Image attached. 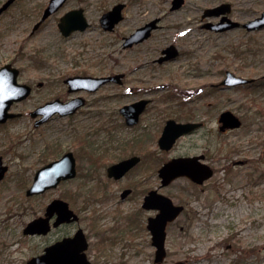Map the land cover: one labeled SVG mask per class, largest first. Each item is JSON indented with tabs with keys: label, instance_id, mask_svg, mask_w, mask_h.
Returning <instances> with one entry per match:
<instances>
[{
	"label": "rangeland",
	"instance_id": "374dc122",
	"mask_svg": "<svg viewBox=\"0 0 264 264\" xmlns=\"http://www.w3.org/2000/svg\"><path fill=\"white\" fill-rule=\"evenodd\" d=\"M48 1L15 0L0 15V65L12 61L20 68V81L33 86L32 93L12 107L23 116L0 127V154L9 165L0 181V264H27L42 250L50 237L27 236L22 230L53 197L68 199L80 213L79 224L89 227L93 212L84 210L85 191L110 201L108 194L116 188L102 171L96 178L86 177L89 152L114 158L132 152L138 142L152 149L158 161L204 152L217 167L204 188L182 177L165 189L187 207L168 224L167 257L161 264H264V28L249 31L240 25L215 31L204 24L219 22L221 15L203 17L206 8L228 2V16L245 23L264 11V0H184L176 9L171 8L172 0H67L32 33ZM118 2L126 3L124 19L114 30H104L100 16ZM79 7L84 8L89 27L63 36L58 27L61 15ZM154 17H161L160 26L151 37L123 46V36ZM170 44L179 54L163 63L156 61ZM227 69L257 81L248 87H216ZM84 73L126 76L122 85L109 83L88 95L79 92L88 101L81 111L55 115L35 126L29 112L56 97L76 95L67 91L64 78ZM179 89L196 92L179 95ZM141 97L152 99L148 112L138 125H127L119 107ZM226 109L239 115L243 124L220 133L217 118ZM185 116L201 119L205 126L197 134L179 138L170 151H160L157 139L164 121ZM58 147L61 152L74 151L78 175L43 194L27 196L35 167L51 159ZM239 159L247 162L233 163ZM140 171L126 182L143 178ZM157 180L154 176L148 183L155 185ZM101 181H106V193L99 191ZM134 204L111 203L100 210V218L110 217L101 220L99 232H90L94 264H155L145 227L148 213L138 212L136 223L126 217ZM114 211L118 219L111 218ZM109 227H113L110 232Z\"/></svg>",
	"mask_w": 264,
	"mask_h": 264
},
{
	"label": "water",
	"instance_id": "95a60500",
	"mask_svg": "<svg viewBox=\"0 0 264 264\" xmlns=\"http://www.w3.org/2000/svg\"><path fill=\"white\" fill-rule=\"evenodd\" d=\"M13 0H7L1 7L0 12L5 10ZM67 0H49L45 7L41 18L35 23L33 32L36 31L41 23L49 17L52 13L59 10ZM184 0H173L171 8H179ZM125 3H116L111 9L105 11L100 17V23L105 30H113L122 19ZM231 11L230 3H221L217 6L206 8L203 17L206 16H219L221 20L216 23L207 22L205 27L216 31H224L230 28L238 27L240 22L231 19L228 13ZM157 18L150 22L138 27L131 34L126 36L123 43L124 47H130L135 43L143 41L147 38L151 30L156 27ZM90 25L84 9L82 7L74 8L66 11L59 20L58 26L64 36H69L76 30H85ZM243 27L252 31L264 27V11L262 13L243 23ZM167 55L159 58V61L167 60L177 56V49L174 45L168 46L164 49ZM19 70L11 63H7L0 68V121L3 122L9 117L16 114L8 112V109L13 101L20 100L27 97L32 90L28 84H19L17 82ZM123 74L118 73L115 75L94 77L91 75H74L69 76L65 82L69 85L70 91L88 89L96 90L102 84L112 81L120 80ZM253 78L239 76L231 70L226 71L224 79L221 84L225 86H235L245 84L253 81ZM147 100H140L131 104L121 107V112L126 118L128 124H135L139 120L140 113L144 110ZM84 104L81 97H75L68 101H62L57 98L40 105L31 112L32 116L42 115L41 118L36 120V125L47 121L55 113L60 115H67L74 113L80 106ZM219 121L222 122L220 129L239 127L242 124L240 117L232 110H224L220 114ZM201 123H179L174 119H169L159 137V145L162 149H170L175 144L177 138L181 135L191 131ZM139 157H131L124 159L108 168L109 176L116 178L121 177L127 170H129L137 161ZM191 157H175L166 162L160 168V175L163 178V183L167 184L173 179L187 175L193 180L202 182L205 178L212 175V168H206L204 176L199 177L193 165L190 166ZM0 157V180L3 178L6 167L1 165ZM189 164V165H188ZM203 170V171H204ZM75 159L72 153L65 154L61 159L53 161L43 168H41L35 175L31 187L27 190V194L40 193L56 186L61 179L73 177L75 175ZM143 206L147 209H158V212L150 216L148 219L147 227L152 235V244L155 246L154 261L160 264L164 261L166 250L167 238V224L175 220L183 211L184 206L175 204L173 200L164 194L158 193L157 190H151L145 196ZM58 213V219L55 224L63 221L76 220L78 215L69 208L68 203L61 199L53 200L46 210V216H40L32 219L27 223L23 232L25 234L43 233L45 234L49 228V219L54 212ZM87 248V239L83 232L79 230L74 237H67L63 240L48 245L44 248L43 253L31 257L28 264H91L87 259L85 249ZM176 264H182L181 262Z\"/></svg>",
	"mask_w": 264,
	"mask_h": 264
},
{
	"label": "flooded vegetation",
	"instance_id": "af4514ba",
	"mask_svg": "<svg viewBox=\"0 0 264 264\" xmlns=\"http://www.w3.org/2000/svg\"><path fill=\"white\" fill-rule=\"evenodd\" d=\"M15 0H13L12 2H11V4L14 2ZM6 2V0L0 5V7L4 4ZM10 4V5H11ZM9 5V6H10ZM9 6L5 9V10H3L2 12H0V15L4 12V11H6L8 8H9ZM158 19L157 20V22H156V27L155 28H153L152 30H151V33H150V35L147 37V38H145L144 40H146V39H148L149 37H151V35H152V33H153V31L155 30V29H157L160 25H159V21H160V19H161V17H154V18H151V19H149L148 21H146L144 24H146V23H148V22H150L151 20H153V19ZM123 19H124V16H123ZM122 19V20H123ZM121 20V21H122ZM120 21V22H121ZM119 22V23H120ZM118 23V24H119ZM144 24H142V25H140V26H138V27H141V26H143ZM116 26H117V24H116ZM116 26H115V28H116ZM102 27V26H101ZM138 27H136L133 31H135ZM114 28V29H115ZM113 29V30H114ZM132 31V32H133ZM131 32V33H132ZM32 33H34V32H32ZM125 38H126V36H123V43H124V41H125ZM143 40V41H144ZM143 41H141V42H143ZM138 43H140V42H138ZM138 43H135V44H138ZM135 44H133V45H135ZM170 45H174V44H170ZM170 45H168V46H170ZM168 46H166L165 48H163L162 50H161V54L156 58V61H158L159 63H163V62H165V61H168V60H170V59H173V58H170V59H165V60H163V61H159V58L160 57H162V56H165V55H167V53L166 52H164V49H166ZM175 46V45H174ZM176 47V46H175ZM176 49H177V51H178V53H177V55L179 54V50H178V48L176 47ZM7 63H11L14 67H17V69L19 70V73H18V76H17V82L19 83V84H28V83H26V82H21L20 81V79H19V77H20V68L18 67V66H16L12 61H7V62H5V63H3V64H1L0 65V68L2 67V66H4L5 64H7ZM228 70V69H227ZM226 70V71H227ZM226 71H225V74H226ZM115 74H118V73H109V74H89V73H84V74H72V75H69V76H74V75H91V76H94V77H102V76H111V75H115ZM121 74H123L121 77H120V80H112V81H109V82H106V83H104V84H102L98 89H96V90H93V91H91V90H88V89H80V90H75V91H70L69 90V85L65 82V80L69 77V76H67L66 78H64V83L66 84V86H67V91L69 92V93H77L76 95H72V96H70V98H68V99H62V98H59V99H61L62 101H68V100H70V99H72V98H75V97H81L82 99H83V101H84V104L82 105V106H80L74 113H71V114H67V115H73V114H75V113H77V112H79V111H81L86 105H87V103H88V101H87V97L86 96H83V95H81L79 92H83V93H86L87 95L88 94H94V93H96V92H98L104 85H106V84H109V83H115V84H117V85H122L123 84V82H124V79H125V73H121ZM257 80V79H256ZM255 80V81H256ZM252 83H254V82H252ZM38 85H41L42 83L41 82H38L37 83ZM220 84V82L219 83H216V84H214V85H216V87H220V88H231V87H228V86H224V85H219ZM28 85H30V84H28ZM246 84H243V86H245ZM31 87H32V90H31V93H32V91H33V86L32 85H30ZM242 85H238V86H236V87H241ZM212 89H216V88H214V87H212ZM189 93V94H191L192 92L193 93H195L196 91H193V90H181L180 91V89H179V95H181V94H184V93ZM30 93V94H31ZM29 94V95H30ZM177 94V93H176ZM28 95V96H29ZM166 95H168V96H170V93H168V94H166ZM166 95H165V97L164 98H166ZM27 96V97H28ZM27 97H25V98H23V99H20V100H15V101H13L12 102V104L10 105V107H9V109H8V112H10V113H15L16 115L15 116H13V117H9V118H7L5 121H3V122H1L0 121V127H5V126H7L12 120H14V119H16V118H19V117H21V116H23V114H24V112H22V111H15V110H13L12 109V107H13V105L16 103V102H20V101H22V100H24V99H26ZM54 99H57V97L56 98H54ZM54 99H52V100H54ZM140 100H147V103H146V105H145V108H144V110L140 113V116H139V120H138V122H136L135 124H128L127 122H126V118H125V116L123 115V113L121 112V107L122 106H124V105H127V104H131V103H134V102H137V101H140ZM48 101H51V100H48ZM47 102V101H46ZM45 102V103H46ZM151 102H152V99L150 98V97H141L140 99H138V100H135V101H133V102H131V103H126V104H123L122 106H120L119 107V112H120V114L122 115V117H124V121H125V123L127 124V125H130V126H132V125H138L139 123H140V121L143 119V117H144V115L148 112V108H149V106H150V104H151ZM44 104V103H43ZM40 105H42V104H40ZM40 105H38L37 107H39ZM37 107H35L33 110H35ZM33 110H31L30 112H29V114L31 115V112L33 111ZM224 111V110H223ZM223 111H221V112H223ZM221 114V113H220ZM220 114L218 115V118H217V121H218V130H219V132L220 133H229V132H231V131H233V130H235V129H238V128H240L241 126H242V124L239 126V127H234V128H225V129H220V126L222 125V122L221 121H219V118H220ZM55 115H60L59 113H55L54 115H52L50 118H52V117H54ZM67 115H60V116H67ZM32 116V115H31ZM33 118H35L34 119V125L35 126H39V125H41V124H43V123H45V122H47V121H45V122H43V123H41V124H39V125H36V120L37 119H39V118H41L42 117V115L41 114H39V115H37V116H32ZM49 118V119H50ZM48 119V120H49ZM169 119H174V120H176L175 118H172V117H168L165 121H164V124H163V126H162V129H161V132H160V134H159V137L161 136V134H162V131H163V129H164V127H165V125H166V123H167V121L169 120ZM176 122H179V123H201L199 126H197V127H195L194 129H192L191 131H189V132H187V133H185V134H183V135H181L179 138H183V137H186V136H192V135H194V134H197L198 132H200V130L205 126V122L203 121V120H201V119H196L195 117H186L185 116V118L184 119H180V120H176ZM159 137H158V139H157V144H158V147H159V149H160V151H163V152H168V151H170L173 147H174V145L176 144V142L178 141V139L179 138H177V140H176V142H175V144L173 145V147L172 148H170V149H162L161 147H160V145H159ZM11 144H13V143H11ZM10 144V145H11ZM136 147L137 148H134V150H132V152H128V153H123V154H121V155H119V156H117V157H114V158H111V157H109V156H107L106 154H101V155H99V154H93V153H91V152H89V154H88V158H89V162H90V169H89V172L88 173H85L86 174V177L87 176H90V177H97V175H98V173L97 172H99V171H102L103 172V175L106 177V181L108 182V183H110V184H114V185H116V188L115 189H112V192L111 193H109L108 194V198H109V200L110 201H112L113 200V202H111L112 204H114L115 205V207H116V205H118V204H125V203H130V202H134L135 204H134V206L133 207H131V209H129V213L126 215V217L127 218H129L130 220L129 221H132V222H134V223H136V221H137V213L138 212H143V211H146L147 213H148V215L146 216V218H145V221H146V223H145V227H146V229H147V231L149 232V234H150V237L152 238V235H151V233H150V231H149V229H148V227H147V223H148V219H149V217L150 216H153V215H155L157 212H158V209H147V208H145L144 206H143V203H144V200H145V196L149 193V191H151V190H157V192L158 193H161V194H164V195H166V196H169L170 198H172L169 194H168V192L165 190L166 188H168V186L174 181V180H176V179H178V178H182V177H184V178H187L194 186H196V187H199V188H204V185L206 184V182L210 179V178H212L213 176H214V174H215V172H216V170H217V167L216 166H213L210 162H209V159L207 158V153H194V154H188V155H178V156H172V157H170V158H167V159H161L160 158V160L158 161V160H155L154 158H155V155H154V153H153V151H152V149H149L148 147H146V146H144V145H142V143L141 142H138L137 143V145H136ZM67 153H72V155H73V157H74V159H75V175L73 176V177H69V178H66V179H61L60 180V182L56 185V186H54V187H51V188H47L46 190H44L43 192H40V193H35V194H27V190L31 187V185H32V183H33V181H34V177H35V175H36V173L41 169V168H43L44 166H46L47 164H49V163H51V162H53V161H56V160H59V159H61L65 154H67ZM0 157H1V161H2V163H1V165H3V166H5L6 167V169H5V173H4V176H3V178L6 176V174H7V172L9 171V165L4 161V156L2 155V154H0ZM131 157H139V159H138V161L129 169V170H127L126 172H125V174H123L121 177H119V178H116V177H114V176H109V173H108V168L111 166V165H114V164H116V163H118V162H120V161H123L124 159H127V158H131ZM175 157H191V161H190V166L191 165H193L196 169H195V171H196V173L198 174V175H200L199 177H201V176H204V174L206 173V170H204V169H206V168H212V170H213V173H212V175L211 176H209L208 178H205L202 182H199V181H196V180H193L191 177H189V176H187V175H181V176H179V177H177V178H175V179H173L171 182H169V183H167V184H164L163 183V178H162V176L160 175V168L166 163V162H168L169 160H171L172 158H175ZM247 161L245 160V159H239V160H235V161H233V163L234 164H240V165H242V164H244V163H246ZM143 163H144V165H143ZM189 165V164H188ZM79 163H78V161H77V157H76V155H75V153H74V151L73 150H63L62 152H61V150H60V148L58 147V148H55V151H53L52 152V158L51 159H48V160H45V161H43V162H41L38 166H36L35 167V169H34V175H33V178H32V181H31V183H30V185H29V187H27V189L25 190V194L27 195V196H36V195H39V194H43L44 192H46L47 190H49V189H52V188H57L62 182H64V181H67V180H70V179H73L74 177H76L77 175H78V173H79ZM227 168H228V166H226ZM138 168H140L141 169V171H140V173H141V176H143V175H145L143 178H141V179H137V177L135 178V179H132L131 181H129V182H126V179L128 178V177H130V176H134V173H135V171L138 169ZM204 170V171H203ZM156 177L158 180H157V183H155V185H153L152 184V182H150V183H148V180H149V178H152V177ZM3 178L0 180V181H2L3 180ZM144 178H146V182H147V184L145 185L144 184V181H145V179ZM106 181H101V182H99V191L101 192H103V193H106V191H107V188L104 186V182H106ZM103 184V185H102ZM107 187H108V189H109V184H107L106 185ZM98 197H96V195H95V193L93 192V194L91 195L89 192H87L86 193V191H85V193H84V195H83V200H84V210H87V211H89V212H93V215H91V217H90V225H89V227H83L82 225H80L79 224V221H80V213L77 211V210H75L73 207H72V205H71V202L68 200V199H66V198H64V197H61V196H56V197H53L46 205H45V207H44V211H43V213H41V214H39V215H37V216H35L34 218H37V217H40V216H46V210H47V206L53 201V200H55V199H61V200H64L65 202H67L68 203V206H69V208L70 209H72L77 215H78V218L76 219V220H71V221H63V222H60V223H58V224H55V222L57 221V219H58V213L55 211L52 215H51V217H50V219H49V224H50V228H49V230L45 233V234H43V233H35V234H25L24 232H23V230H24V228H25V226L27 225V223L29 222V221H31L32 219H34V218H32L31 220H29L25 225H24V227H23V230H22V232H23V234L24 235H27V236H39V237H45V236H47V237H50V239L48 240V241H45L44 242V246H43V248H42V250L40 251V252H38L37 254H34V255H32L31 257H33V256H35V255H38V254H41V253H43V251H44V248L46 247V246H48V245H51V244H55V243H57V242H59V241H61V240H63L64 238H67V237H74L75 235H76V233L79 231V230H81L82 232H83V234L85 235V237H86V239H87V248L84 250L85 251V253H86V255H87V259L91 262V264H94V257L92 258L91 257V254H90V250H91V247H92V245H91V243H90V237H91V235H90V232H92V230L93 231H95V232H99V231H97V226L98 225H100L102 222H101V220L103 221V220H107L109 217H110V215H108V214H105V215H103L101 218H100V214L102 213L100 210H102L103 209V207H104V205H106V204H111V203H108V202H110V201H105V200H103V199H97ZM97 199V200H96ZM173 199V198H172ZM96 200V204H98L99 206H101V207H98V206H96L95 205V203H94V201ZM173 201H174V199H173ZM174 203L175 204H181V205H183L184 206V209H183V211L181 212V214L184 212V210L186 209V203H181V202H176V201H174ZM106 207V206H105ZM96 212V213H95ZM111 214V213H110ZM112 215V214H111ZM180 215V214H179ZM118 216H120L119 214H118V212H116V211H114V213H113V215L111 216V218H113V219H118ZM179 217V216H178ZM177 217V218H178ZM170 223V222H169ZM168 223V224H169ZM105 224V223H104ZM167 227H168V225H167ZM112 228L113 227H109L108 228V232H110L111 230H112ZM115 228V227H114ZM100 235H101V233H100ZM99 238L101 239L100 241H99V243H102V241H104V237L101 235V236H99ZM109 240H112V237H109L108 238ZM96 245H98V243H96ZM151 245L154 247V245L152 244V239H151ZM166 246H167V244H166ZM102 248H104L103 247V244L102 245H100L99 247H98V251L99 252H101L102 251ZM154 250H155V247H154ZM154 253H155V251H154ZM154 256H155V254H154ZM30 257V258H31ZM29 258V259H30ZM29 259H27V261L29 260ZM27 261H26V263H27ZM155 263V262H154ZM28 264V263H27ZM155 264H157V263H155ZM161 264V263H160Z\"/></svg>",
	"mask_w": 264,
	"mask_h": 264
}]
</instances>
